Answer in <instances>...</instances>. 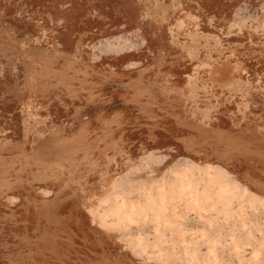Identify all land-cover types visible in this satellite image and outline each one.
Returning a JSON list of instances; mask_svg holds the SVG:
<instances>
[{
	"label": "rangeland",
	"instance_id": "1",
	"mask_svg": "<svg viewBox=\"0 0 264 264\" xmlns=\"http://www.w3.org/2000/svg\"><path fill=\"white\" fill-rule=\"evenodd\" d=\"M0 264H264V0H0Z\"/></svg>",
	"mask_w": 264,
	"mask_h": 264
}]
</instances>
